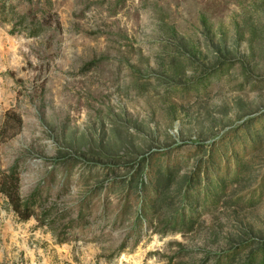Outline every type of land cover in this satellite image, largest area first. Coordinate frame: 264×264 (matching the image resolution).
<instances>
[{
  "label": "rangeland",
  "instance_id": "rangeland-1",
  "mask_svg": "<svg viewBox=\"0 0 264 264\" xmlns=\"http://www.w3.org/2000/svg\"><path fill=\"white\" fill-rule=\"evenodd\" d=\"M31 6L40 24L33 37L19 23L28 0L0 7V128L10 123L0 170L20 159L21 196L38 189L44 208L66 217L108 178L89 200L96 213L104 197L108 219L62 235L57 225L21 221L0 193V264H166L174 241L192 250L171 264H264V0ZM166 151L178 163L169 194L201 154L215 161L189 194L193 229L147 230L119 251L129 224L112 222L120 192L111 186L140 158Z\"/></svg>",
  "mask_w": 264,
  "mask_h": 264
},
{
  "label": "trees",
  "instance_id": "trees-1",
  "mask_svg": "<svg viewBox=\"0 0 264 264\" xmlns=\"http://www.w3.org/2000/svg\"><path fill=\"white\" fill-rule=\"evenodd\" d=\"M4 2L5 0L0 3V7L4 5ZM28 5V13L20 16L19 23L28 24L30 29L28 35L33 37L39 31L38 25L40 24L37 23V16H34V12L38 10H32L31 0H28ZM15 123L18 128L21 126L19 117L16 118ZM9 124V120L6 118L0 128V137L5 135ZM242 130L245 132V128ZM173 154L172 151L156 152L140 158L133 166L128 168L127 178L122 180V184L116 182L111 186H117L120 192L118 209L113 213L112 222L120 221L122 223L128 222L129 224V233L124 237L119 246V251L125 249L128 238L133 241V244H136L140 235L147 230L163 237L176 233L183 236L193 229V212L189 207V204H191L189 202V194L192 188L198 189L197 185L202 182L201 176L205 180L208 175H211V170L215 168V161L209 152L206 155L205 153L201 154L203 156L194 162L192 172L187 173L177 190L169 194L167 190L175 175H177L175 168L178 169V163ZM20 163V159L14 160L6 169L0 170V193L6 199L10 210L21 221L33 218L39 225L48 226L50 229H52L51 225H57L62 235L65 232L72 235H83L91 228V222L94 221L98 225L100 221L108 219L104 197L101 199V209L98 212H92L89 205V200L93 195H101L102 187H104L108 178L98 182L96 188L85 197H81L77 202L75 213L66 217L65 213L59 215L58 212H55L53 206L44 208L45 202L40 200L41 193L38 189L33 190L24 198L21 196L18 173ZM131 201L136 204V209L130 213ZM66 218L68 220L63 223ZM172 246L177 247V249L172 256H166L168 257L166 264H171L174 259H180L182 256L188 257L192 250L191 247L188 248L177 241L166 244V247ZM200 252H202V258L199 262L205 263L209 252L202 248ZM224 259L228 261L227 263L230 262L229 256L224 257ZM253 259L254 257H249L248 260L241 261L239 264H254ZM221 261L220 258H217L211 264H221Z\"/></svg>",
  "mask_w": 264,
  "mask_h": 264
}]
</instances>
